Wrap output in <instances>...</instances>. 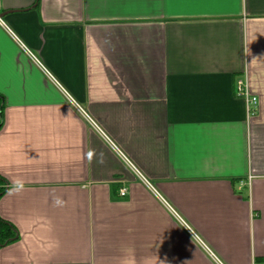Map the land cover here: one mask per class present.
Segmentation results:
<instances>
[{"label":"crops","instance_id":"crops-1","mask_svg":"<svg viewBox=\"0 0 264 264\" xmlns=\"http://www.w3.org/2000/svg\"><path fill=\"white\" fill-rule=\"evenodd\" d=\"M2 14L0 264H264V0Z\"/></svg>","mask_w":264,"mask_h":264},{"label":"trees","instance_id":"trees-1","mask_svg":"<svg viewBox=\"0 0 264 264\" xmlns=\"http://www.w3.org/2000/svg\"><path fill=\"white\" fill-rule=\"evenodd\" d=\"M4 110V99L0 96V130L4 126ZM6 184V180L0 177V199L7 192ZM19 239L20 235L16 228L0 217V249L17 242Z\"/></svg>","mask_w":264,"mask_h":264},{"label":"built area","instance_id":"built-area-1","mask_svg":"<svg viewBox=\"0 0 264 264\" xmlns=\"http://www.w3.org/2000/svg\"><path fill=\"white\" fill-rule=\"evenodd\" d=\"M236 94L238 97L243 98L246 101L248 111L250 113H254L256 107L258 106V97L253 95L250 91L249 85L247 81L245 80H238L237 85H236ZM251 178L249 179L248 182H242L241 187H247L251 184ZM121 196H126V191L123 189L120 191Z\"/></svg>","mask_w":264,"mask_h":264},{"label":"water","instance_id":"water-1","mask_svg":"<svg viewBox=\"0 0 264 264\" xmlns=\"http://www.w3.org/2000/svg\"><path fill=\"white\" fill-rule=\"evenodd\" d=\"M5 14L0 15V20L4 18Z\"/></svg>","mask_w":264,"mask_h":264}]
</instances>
